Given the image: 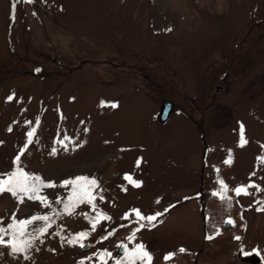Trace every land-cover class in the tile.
<instances>
[{"label": "rangeland", "instance_id": "1", "mask_svg": "<svg viewBox=\"0 0 264 264\" xmlns=\"http://www.w3.org/2000/svg\"><path fill=\"white\" fill-rule=\"evenodd\" d=\"M17 166L54 185L49 206L5 192L0 221L51 227L0 264H108L123 243L151 264H264V0H0V179ZM77 176L95 208L65 211Z\"/></svg>", "mask_w": 264, "mask_h": 264}, {"label": "snow or ice", "instance_id": "2", "mask_svg": "<svg viewBox=\"0 0 264 264\" xmlns=\"http://www.w3.org/2000/svg\"><path fill=\"white\" fill-rule=\"evenodd\" d=\"M28 3H34V0H27ZM13 9H15V5H13ZM35 14V13H34ZM14 18V17H13ZM169 31L171 29H168ZM36 71H40V69H36ZM12 99V97H9ZM115 106V105H113ZM11 130V129H9ZM87 131V129H85ZM36 132V128H32L31 131L27 133L28 136V144H31L32 137ZM65 139H70L65 137ZM241 146L247 141L244 140L243 129L241 130ZM60 143L67 149V144H64L63 141ZM27 147V145H25ZM53 154L56 153V149L53 148ZM20 155L15 158V163L18 165L20 161ZM226 163H230V161H226ZM127 178V177H126ZM221 188L224 192H227V185L224 181L219 182ZM71 185V195L68 198V201L64 203L65 211H69L74 208L77 204H83L87 202L88 204H92L93 208H95V204L93 203L95 197L92 195V190L98 187L97 180L95 178H89L88 176H77L74 179L63 181V186ZM54 185L51 183L45 184L44 181L41 180L39 176L30 175L26 172L22 167L17 166L14 171H12L6 179H0V194L5 192L10 193L13 197H16L21 203L24 201V198L27 197L28 200L31 201H39L41 204H44L45 207L49 205L46 203V198L41 195V191L44 188H51ZM136 187L140 186V182L135 183ZM249 188L256 187L255 185H249ZM248 190L243 187H237L235 189V195L237 197L244 195L247 196ZM213 195H220L219 193H213ZM221 199H225V196L221 195ZM60 203L59 200L56 201ZM159 203V201H157ZM258 211H264V207H258ZM137 221L147 220L148 222L156 221L158 216L161 213H156L155 215H149L147 217L141 215L139 210H134ZM54 214L55 210H53ZM101 218L100 214H97L96 219L99 220ZM104 220L110 219L107 215L102 217ZM52 217L49 215H33L29 219H16L13 217L11 222H9L6 226L3 225V222L0 221V246L7 247L9 249V254L13 256L22 255L23 259L28 260L30 257L28 253L36 247L37 242L43 243L41 239L44 236L49 228L51 227L50 221ZM43 221L42 225H37L36 222ZM229 224H232L233 221L229 220ZM144 225L141 224V227ZM96 228V224H93V229ZM59 235V233H56ZM88 234L85 232L79 233L78 236H74L67 239V243L69 245L75 244L80 241L82 238H85ZM136 233L133 232L132 236L129 239H134ZM219 235V232H217ZM7 237V239H6ZM107 237H105L106 239ZM207 239H213L212 236H207ZM63 240L64 238L61 237ZM235 239L240 241L242 238L240 236H236ZM86 245L84 243H80V247L83 248ZM121 248L124 249V256L122 259H116L115 264H137V261L140 264H144L145 261L148 264H151L152 255L145 250V246L142 244H137L136 247L129 251L125 245H120ZM38 250V249H37ZM179 251L184 252L185 249L181 248ZM256 251V250H254ZM241 255H251L252 253H246L243 248L240 249ZM258 254V253H257ZM101 257V264H106L104 261V257H111V253L103 252L97 254ZM169 256H166L165 259H169Z\"/></svg>", "mask_w": 264, "mask_h": 264}, {"label": "water", "instance_id": "3", "mask_svg": "<svg viewBox=\"0 0 264 264\" xmlns=\"http://www.w3.org/2000/svg\"><path fill=\"white\" fill-rule=\"evenodd\" d=\"M172 111H173V104L165 102L162 109H161V112L159 113L160 124H166L169 121V119L171 118V115H172ZM229 226H230V224L227 222V227H229ZM123 245L126 246V244H123ZM92 248H94L93 244L86 245L85 247H83L81 249L83 251H90ZM119 254L124 255V249L123 248H120ZM116 259H117L116 257H113L112 259H110L108 261V264H115Z\"/></svg>", "mask_w": 264, "mask_h": 264}, {"label": "trees", "instance_id": "4", "mask_svg": "<svg viewBox=\"0 0 264 264\" xmlns=\"http://www.w3.org/2000/svg\"><path fill=\"white\" fill-rule=\"evenodd\" d=\"M34 128H36V127H34ZM11 195V194H10ZM12 196V195H11ZM13 197V196H12ZM13 198H16V197H13Z\"/></svg>", "mask_w": 264, "mask_h": 264}]
</instances>
